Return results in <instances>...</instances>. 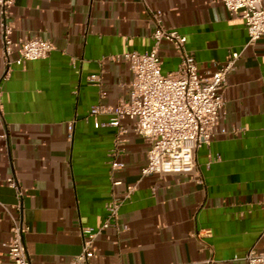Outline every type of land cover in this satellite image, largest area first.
I'll return each mask as SVG.
<instances>
[{
  "label": "crops",
  "instance_id": "0c3cea01",
  "mask_svg": "<svg viewBox=\"0 0 264 264\" xmlns=\"http://www.w3.org/2000/svg\"><path fill=\"white\" fill-rule=\"evenodd\" d=\"M157 9L186 36L200 74L239 53L215 133L196 152L199 173L142 175L149 144L132 120H121L127 131L116 147L117 128L95 125L109 115H89L91 105L128 100L133 75L122 55L151 48ZM241 14L220 0H15L11 39L38 36L53 49L7 69L0 33L3 263L13 236L6 208L29 228L30 264H69L82 228L99 227L110 200L120 203L118 226L96 235L90 264H245L249 249L264 253V36L249 42ZM158 53L163 73L177 68L171 43L161 41ZM9 176L23 191L18 212Z\"/></svg>",
  "mask_w": 264,
  "mask_h": 264
},
{
  "label": "built area",
  "instance_id": "2783aa9c",
  "mask_svg": "<svg viewBox=\"0 0 264 264\" xmlns=\"http://www.w3.org/2000/svg\"><path fill=\"white\" fill-rule=\"evenodd\" d=\"M220 1L227 10L242 12L249 42L264 36V0ZM14 3L15 0H0L2 56L7 69L12 63L23 65L26 61L44 58L53 49L50 40L38 36H25L15 42L11 39L7 19ZM163 13L161 9L151 12L154 23L151 48L142 52L129 50L122 55L133 75L129 82L128 100L120 101L113 107L91 105L89 115H109L108 121L96 122L95 125L117 128L116 147L124 142L127 131L121 120H132L135 133L149 144L146 164L141 169L142 175L192 174L198 172L197 150L209 145L221 118L227 76L234 70L239 53L230 52L224 62L213 63L214 68L210 73L200 74L194 56L185 47L186 36L176 28L165 25L162 21ZM161 41L171 43L179 57L177 68L166 73L161 70L158 53ZM14 46H17V57L11 59ZM215 159H220V156L216 155ZM111 165L119 168L123 164L113 161ZM197 181L202 183V177L199 176ZM6 183L16 193L18 202L12 207L18 212L22 188L14 176L7 177ZM260 203L264 208V198ZM119 206L116 200L106 202L103 223L99 227L82 228V250L69 264L91 263L95 255L93 244L96 235L105 228L118 226ZM6 210L11 214L13 234L9 242L3 243L7 249V264H30L24 241V234L29 228L17 214L10 212L9 208ZM122 229L126 230L127 226L123 225ZM243 259L245 264H264V253L251 248ZM0 264L5 263L0 260Z\"/></svg>",
  "mask_w": 264,
  "mask_h": 264
}]
</instances>
